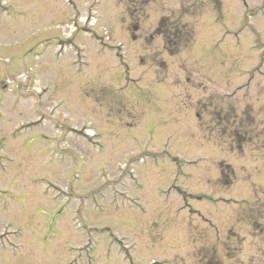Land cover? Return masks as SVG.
Listing matches in <instances>:
<instances>
[{"label":"rangeland","instance_id":"obj_1","mask_svg":"<svg viewBox=\"0 0 264 264\" xmlns=\"http://www.w3.org/2000/svg\"><path fill=\"white\" fill-rule=\"evenodd\" d=\"M0 264H264V0H0Z\"/></svg>","mask_w":264,"mask_h":264}]
</instances>
